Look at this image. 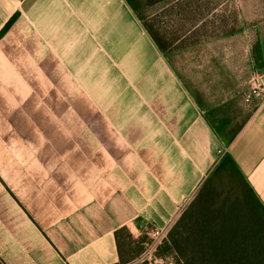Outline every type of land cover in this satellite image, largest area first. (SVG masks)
<instances>
[{
    "label": "crops",
    "instance_id": "obj_1",
    "mask_svg": "<svg viewBox=\"0 0 264 264\" xmlns=\"http://www.w3.org/2000/svg\"><path fill=\"white\" fill-rule=\"evenodd\" d=\"M158 2L0 0V264H155L122 241L168 233L226 161L264 207V103L242 100L261 23L236 5L209 35L170 5L161 49L137 13Z\"/></svg>",
    "mask_w": 264,
    "mask_h": 264
},
{
    "label": "trees",
    "instance_id": "obj_2",
    "mask_svg": "<svg viewBox=\"0 0 264 264\" xmlns=\"http://www.w3.org/2000/svg\"><path fill=\"white\" fill-rule=\"evenodd\" d=\"M157 18L145 28L165 49ZM167 255L172 264H264V207L230 162L213 172L156 248V258Z\"/></svg>",
    "mask_w": 264,
    "mask_h": 264
},
{
    "label": "rangeland",
    "instance_id": "obj_3",
    "mask_svg": "<svg viewBox=\"0 0 264 264\" xmlns=\"http://www.w3.org/2000/svg\"><path fill=\"white\" fill-rule=\"evenodd\" d=\"M150 1V0H149ZM174 4H189L185 13L187 17L191 20L189 24H193L195 21H200L204 19V23L210 22L215 24V26H210L209 35L216 34L215 28L216 25L221 26V31L229 32L242 27L237 22V15L235 14L236 10L234 7L237 5L240 7L243 4L241 12L244 13V17L251 19V22L261 23L256 27L258 31L254 36L258 38L249 42L251 60H250V78L247 82V89L243 94V108L246 114L250 115L253 111V105L247 106L244 102V98L248 95L253 88L259 86L260 84L264 86V0H159L158 3L151 5L145 9L138 10L137 13L139 17L144 19H150L153 16L157 15L158 29L159 31H164L166 36L176 38L179 32V25L181 24L179 12L176 9L172 11H167ZM218 4H221V7L218 8ZM142 5V4H141ZM171 5V6H170ZM197 8V9H196ZM236 15V16H235ZM178 30V31H176ZM252 32L255 31L252 29ZM181 57L179 55L173 54L172 60L178 61ZM16 145H22L24 139L16 138L13 139ZM228 182V180H224ZM143 245L130 244V241L123 240L121 245L126 256H132L137 251L141 253L140 259L148 261L149 248L152 244V239L149 236L143 237L141 239ZM168 262L173 263V258L170 255L165 256Z\"/></svg>",
    "mask_w": 264,
    "mask_h": 264
},
{
    "label": "built area",
    "instance_id": "obj_4",
    "mask_svg": "<svg viewBox=\"0 0 264 264\" xmlns=\"http://www.w3.org/2000/svg\"><path fill=\"white\" fill-rule=\"evenodd\" d=\"M244 102L247 106L253 105V111L259 108L264 103V86L260 84L259 86L253 88L251 92L245 96ZM167 234L168 233H164L163 231L159 230H153L148 233L149 238L152 239V244L149 248L150 256L148 257V262L155 264H171L165 263L164 260H158L155 257L156 248L166 239ZM142 261L146 262L145 260Z\"/></svg>",
    "mask_w": 264,
    "mask_h": 264
},
{
    "label": "water",
    "instance_id": "obj_5",
    "mask_svg": "<svg viewBox=\"0 0 264 264\" xmlns=\"http://www.w3.org/2000/svg\"><path fill=\"white\" fill-rule=\"evenodd\" d=\"M263 84H264V80H263Z\"/></svg>",
    "mask_w": 264,
    "mask_h": 264
}]
</instances>
